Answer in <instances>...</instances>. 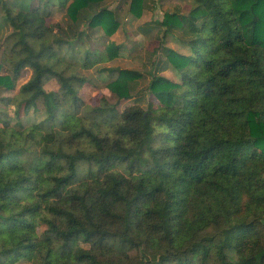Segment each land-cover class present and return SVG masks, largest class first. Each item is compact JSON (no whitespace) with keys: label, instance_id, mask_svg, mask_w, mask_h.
<instances>
[{"label":"trees","instance_id":"16d2710c","mask_svg":"<svg viewBox=\"0 0 264 264\" xmlns=\"http://www.w3.org/2000/svg\"><path fill=\"white\" fill-rule=\"evenodd\" d=\"M102 4L1 3L11 32L0 37V90L31 75L0 97V264H125L140 247L153 256L143 264H264V0L164 12L147 54L151 99L121 111L79 97L89 82L81 72L120 56L111 40L87 45L90 31L108 39L120 26ZM144 4L129 0L128 12L140 18ZM175 32L186 54L164 45ZM169 67L177 81L160 75ZM100 72L116 74L106 88L118 102L145 77ZM47 79L57 90L44 89ZM38 100L43 123L11 126Z\"/></svg>","mask_w":264,"mask_h":264},{"label":"rangeland","instance_id":"374dc122","mask_svg":"<svg viewBox=\"0 0 264 264\" xmlns=\"http://www.w3.org/2000/svg\"><path fill=\"white\" fill-rule=\"evenodd\" d=\"M4 0H0V37L1 39L5 38L10 32L11 29L9 25L5 22L3 18V12L1 8V3ZM104 4L111 6V0H106ZM127 3H125L123 10H127ZM173 1L166 3L164 2L160 5L161 11L167 12H176L180 14H187L189 12V6L192 5V0H178V4L174 7ZM150 7V6H149ZM176 8V9H174ZM124 15H120L118 20L120 22L119 28L116 30L115 34L110 38H106L103 30L98 27L93 32H89V37L87 38V45L89 48H100L102 49L105 45V42L111 40L116 44L120 45V56L111 62H108L104 65L97 66L88 71H82L83 74L88 79V83L85 84L82 89L79 91V97L82 99L84 103L97 104L100 97H104L110 105H118L117 109L119 111L123 110L124 107L138 104L142 108L147 106L148 101L151 99V96L147 94L145 91V87L148 82V76L145 74L148 70L149 65L147 64L148 53L158 48L159 40H162L163 28L155 25L153 22V15H149L144 17L141 21L137 19L133 14L129 12ZM164 13V12H163ZM61 12H54V17L58 20L63 26L66 25L68 19L66 16L61 15ZM161 17V18H160ZM162 15L157 16L156 18L159 22L162 20ZM160 18V19H159ZM150 21L152 26L151 31L148 35H144L141 33L138 28L144 26L148 23L145 21ZM181 33L175 32L174 36H166L164 38V45L177 51L181 54H186L187 50L185 47L175 40V36L180 35ZM102 67H113L118 69H128L135 70L140 73L145 74V77L141 78L136 85L135 91L132 93V98L128 100H122L121 102L117 101V98L114 94H112L107 88L106 84L114 79L116 76L113 73L109 76L107 73L100 72ZM31 71L27 68L21 73V77L16 83V88L10 92H5L0 90V97H12L17 94L20 86H22L30 77ZM170 80L177 81L178 76L170 69V67L160 74ZM46 91H55L58 88L56 81L53 79H47L43 85ZM0 107L3 105L0 103ZM12 112V109L9 108V112ZM12 115V114H11ZM45 114L42 108L41 100H38L35 108H31L27 114H24L22 111L19 112V115L11 118V126L18 129L19 127H27L32 124H41L44 122ZM219 232L218 228H213L209 231L210 234L217 235ZM82 248L88 249V245L80 244ZM130 258L126 260L125 264H143L141 263L142 256L145 255L153 262V256L149 254L144 247H140L134 249L129 253ZM104 259V258H103ZM117 261L112 256L108 259V261ZM15 264H30L26 260L22 259L16 262Z\"/></svg>","mask_w":264,"mask_h":264},{"label":"crops","instance_id":"0c3cea01","mask_svg":"<svg viewBox=\"0 0 264 264\" xmlns=\"http://www.w3.org/2000/svg\"><path fill=\"white\" fill-rule=\"evenodd\" d=\"M168 1L169 2L173 1V3H175L174 7H176V4H178V0H145V4H144L142 15L140 16V18H137V19L139 21H141L142 19H144V17H147L149 15H151V16L153 15V17H154L153 22H155V25L158 26L157 23L159 22V20L156 17L160 16V15L163 16V12H167V11H161L160 10V5H162L164 2L168 3ZM104 2H106V0H103V4L102 5L105 6V7H108L112 11H114L118 18H119L120 15H124L123 11H125V10H123L122 8H124L125 3H127L126 4L127 5V10L125 11V13L128 12L129 0H111V3H112L111 6H108L107 4L105 5ZM174 9H176V8H174ZM189 9H190V6H189ZM54 12H61V11L58 10L57 8H55ZM61 15L65 16V13L62 12ZM145 22L148 23V24L139 27L138 30L141 33H143L144 35H148V33L151 31V28H152L153 24L151 26L149 20L145 21ZM96 29H98V27ZM145 31H147V32L145 33Z\"/></svg>","mask_w":264,"mask_h":264}]
</instances>
